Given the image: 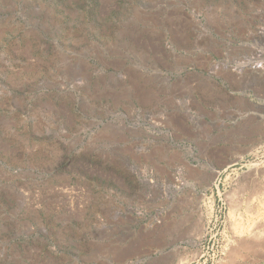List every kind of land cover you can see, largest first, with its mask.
Returning a JSON list of instances; mask_svg holds the SVG:
<instances>
[{
    "label": "rangeland",
    "instance_id": "obj_1",
    "mask_svg": "<svg viewBox=\"0 0 264 264\" xmlns=\"http://www.w3.org/2000/svg\"><path fill=\"white\" fill-rule=\"evenodd\" d=\"M0 264H264V0H0Z\"/></svg>",
    "mask_w": 264,
    "mask_h": 264
},
{
    "label": "bare ground",
    "instance_id": "obj_2",
    "mask_svg": "<svg viewBox=\"0 0 264 264\" xmlns=\"http://www.w3.org/2000/svg\"><path fill=\"white\" fill-rule=\"evenodd\" d=\"M260 66H261L260 64H259V65H253L252 63H248V64H247L246 66H244V67H245V68H250L252 71H254L255 68H258V67H260ZM241 70H242V69H241ZM243 70H244V68H243ZM234 73H236V72L234 71ZM234 76H235V75H234ZM238 76H239V75H238ZM240 76H241V75H240ZM241 80H242V79H241ZM241 80H240V81H241ZM260 87H261V86H260ZM182 187H183V186H182ZM170 190H172V189H168V190H166L165 192H166V193H170V192H171ZM180 204H181V203H180ZM177 209H178V208H177ZM181 211H182V210H181ZM174 212H175V211H174ZM171 215H172V214H171ZM173 215H174V214H173ZM168 218H169V217H168ZM185 219H186V218H185ZM188 219H189V217H188ZM178 222H179V220L177 221V220L174 219V221L171 220L170 223L163 224V225H164V226H163V227H164L163 229H164V231H165V234L168 235V236H170L171 232H172V231H175V228L179 227V225H180V226H184V225L186 224V221H180L181 224H179V225H178ZM187 222H188V221H187ZM254 222H255V221H254ZM194 224H195V223H194ZM189 225H190V224H189ZM194 227L196 228V226H194ZM194 227H193V228H194ZM196 229H197V228H196ZM198 230H199V229H198ZM198 230H197L196 233H193V235H194L195 238L199 237V235H200V234H199L200 231H198ZM188 231H189V230H188ZM233 250H234V249H233ZM234 252H235V251H234ZM231 254H232V253H231ZM236 256H237V255H236Z\"/></svg>",
    "mask_w": 264,
    "mask_h": 264
},
{
    "label": "crops",
    "instance_id": "obj_3",
    "mask_svg": "<svg viewBox=\"0 0 264 264\" xmlns=\"http://www.w3.org/2000/svg\"><path fill=\"white\" fill-rule=\"evenodd\" d=\"M164 161V160H163Z\"/></svg>",
    "mask_w": 264,
    "mask_h": 264
}]
</instances>
